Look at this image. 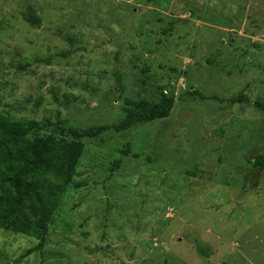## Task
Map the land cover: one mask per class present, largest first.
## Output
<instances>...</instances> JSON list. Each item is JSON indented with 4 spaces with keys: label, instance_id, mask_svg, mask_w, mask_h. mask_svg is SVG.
Masks as SVG:
<instances>
[{
    "label": "rangeland",
    "instance_id": "1",
    "mask_svg": "<svg viewBox=\"0 0 264 264\" xmlns=\"http://www.w3.org/2000/svg\"><path fill=\"white\" fill-rule=\"evenodd\" d=\"M162 93L167 117L83 139L43 252L0 181V264H264V0H0V114L85 129Z\"/></svg>",
    "mask_w": 264,
    "mask_h": 264
},
{
    "label": "trees",
    "instance_id": "2",
    "mask_svg": "<svg viewBox=\"0 0 264 264\" xmlns=\"http://www.w3.org/2000/svg\"><path fill=\"white\" fill-rule=\"evenodd\" d=\"M23 19L34 26H40L41 18L32 7L22 13ZM243 101L246 98L236 97L232 101ZM255 105L264 111V102L255 100ZM175 104V96L162 93L157 102L147 100H126V115L118 123L94 125L85 129L63 126L50 118L37 120L13 119L0 114V181L9 184L18 196L34 197L38 205H32L31 215L37 218L41 231L39 243L27 250L26 255L34 251L43 252L47 243L48 224L52 221L57 209L60 190L69 185L76 175V169L85 151L84 138H97L105 131L114 129L124 131L137 123H149L167 117ZM45 131V136L30 137L33 132ZM122 155L130 154L129 143L125 144ZM253 168L264 172V154L249 159ZM122 159H116L111 171L121 167ZM37 173L52 175L60 182L53 184L39 179ZM245 186V185H244ZM248 188L247 187H244ZM13 208H10L12 211ZM24 231H26L24 229ZM200 253L203 249L198 246Z\"/></svg>",
    "mask_w": 264,
    "mask_h": 264
}]
</instances>
